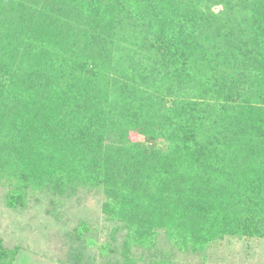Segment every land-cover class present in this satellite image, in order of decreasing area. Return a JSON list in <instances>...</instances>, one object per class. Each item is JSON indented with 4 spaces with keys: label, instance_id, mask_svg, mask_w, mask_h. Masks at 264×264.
Segmentation results:
<instances>
[{
    "label": "trees",
    "instance_id": "1",
    "mask_svg": "<svg viewBox=\"0 0 264 264\" xmlns=\"http://www.w3.org/2000/svg\"><path fill=\"white\" fill-rule=\"evenodd\" d=\"M0 184L102 193L122 241L82 221L63 264L264 241V0H0Z\"/></svg>",
    "mask_w": 264,
    "mask_h": 264
},
{
    "label": "rangeland",
    "instance_id": "2",
    "mask_svg": "<svg viewBox=\"0 0 264 264\" xmlns=\"http://www.w3.org/2000/svg\"><path fill=\"white\" fill-rule=\"evenodd\" d=\"M6 193L7 188L0 184V239L9 248H20L23 252L21 264H63L68 251L63 234L82 221L97 228L102 241L114 238L118 244L122 241V233L113 232L118 225L104 219V199L99 191L79 190L65 198L58 218L47 212L51 205L41 194L29 198L25 206L13 209L7 205ZM160 239V245L168 250L166 241ZM172 252L173 264H204L198 255ZM131 256L135 260L138 258V264H147L143 253L134 251ZM205 264H264V241L249 245L227 242L220 249L209 252Z\"/></svg>",
    "mask_w": 264,
    "mask_h": 264
}]
</instances>
